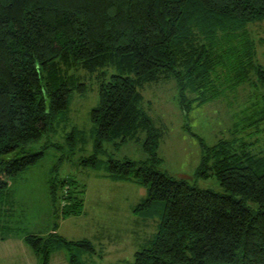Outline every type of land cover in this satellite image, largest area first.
<instances>
[{
	"label": "trees",
	"instance_id": "trees-1",
	"mask_svg": "<svg viewBox=\"0 0 264 264\" xmlns=\"http://www.w3.org/2000/svg\"><path fill=\"white\" fill-rule=\"evenodd\" d=\"M262 19L264 0H0V155L18 154L0 159V194L6 178L43 154L26 147L53 128L71 92H87L85 75L98 82V104L90 111L95 150L82 162L94 169L103 141L141 140L146 157L109 158L105 176L146 188L137 213L162 204L156 231L132 264H264V148L200 140L195 172L212 171L224 193L173 178L158 168L164 130L141 92L172 79L187 112L192 102L212 101L253 79L264 85L246 27ZM256 116L254 123L264 119ZM49 190L53 230L26 234L24 243L39 264L59 249L68 264H87L84 254L100 255L94 243L56 232L58 219L83 212L84 185L67 178Z\"/></svg>",
	"mask_w": 264,
	"mask_h": 264
},
{
	"label": "rangeland",
	"instance_id": "rangeland-1",
	"mask_svg": "<svg viewBox=\"0 0 264 264\" xmlns=\"http://www.w3.org/2000/svg\"><path fill=\"white\" fill-rule=\"evenodd\" d=\"M246 27L256 42L257 60L264 67V19L250 22ZM82 79L87 82V92H71L68 108L60 113L53 128L27 145V152L43 151L37 162L6 178L7 191L0 194V232L5 237L14 233L47 235L56 221L51 208L50 183L75 178L85 188V212L76 219H58L61 226L56 232L67 239L86 238L94 243L100 255L84 254L87 264H132L134 252L147 246L155 233L162 204L137 213L134 207L146 195V188L105 176L109 158L143 160L146 154L141 140L120 144L103 141L102 151L96 153V167L92 169L82 162L95 150L90 111L98 104V82L85 75ZM141 92L145 109L164 130L158 147L162 158L158 168L173 178L224 193L212 171L206 177L195 172L202 153L200 140L210 146L221 139H236L251 143L253 150L264 148V119L252 122L256 113L264 115V85L254 79L212 101L199 105L192 102L187 112L179 108L172 79L145 84ZM14 155L17 152L2 154L0 159ZM70 224L76 225V229ZM62 254L67 260L63 249L54 251L51 257Z\"/></svg>",
	"mask_w": 264,
	"mask_h": 264
},
{
	"label": "crops",
	"instance_id": "crops-1",
	"mask_svg": "<svg viewBox=\"0 0 264 264\" xmlns=\"http://www.w3.org/2000/svg\"><path fill=\"white\" fill-rule=\"evenodd\" d=\"M84 191H85V188H84ZM85 202H86V199L84 196L83 212H85L84 210ZM79 215L65 217V218H62V220L65 221L66 219H76ZM70 225L71 227H73V230L76 229V225L74 224H70ZM60 226H61V223H59L57 228H59ZM0 263L2 264H39V259L33 253L31 249L29 250L28 248H26L25 243L23 241V236L22 235L20 236L14 233V234H10L4 239H0ZM67 263L68 262L65 259V256L63 254L62 256L53 255L50 258V262H49V264H67Z\"/></svg>",
	"mask_w": 264,
	"mask_h": 264
}]
</instances>
